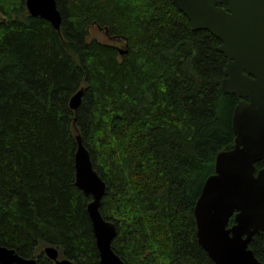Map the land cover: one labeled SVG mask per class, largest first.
Here are the masks:
<instances>
[{"label":"trees","instance_id":"trees-1","mask_svg":"<svg viewBox=\"0 0 264 264\" xmlns=\"http://www.w3.org/2000/svg\"><path fill=\"white\" fill-rule=\"evenodd\" d=\"M26 1L0 0V244L37 264H56L47 245L101 264L92 196L75 180L81 135L126 264H215L194 209L218 153L235 145L240 98L222 88L221 40L194 30L173 0H56L59 30ZM249 247L264 264V232Z\"/></svg>","mask_w":264,"mask_h":264},{"label":"water","instance_id":"water-1","mask_svg":"<svg viewBox=\"0 0 264 264\" xmlns=\"http://www.w3.org/2000/svg\"><path fill=\"white\" fill-rule=\"evenodd\" d=\"M173 2L194 30H208L221 40L219 50L228 58L222 88L240 98L232 123L235 145L218 153L215 172L206 179L195 204L197 238L215 264H258L249 245L255 234L264 232V0H226V7L217 0ZM26 5L31 15L60 29L56 0H27ZM83 92L81 88L72 96L73 110L79 107ZM77 142L75 180L92 196L87 210L100 263L126 264L113 248L117 226L101 212L106 182L94 168L81 135ZM257 162L262 163L259 169ZM233 215L235 223L230 226ZM43 251L56 264H74L62 258L54 245ZM0 264H37V258H25L0 244Z\"/></svg>","mask_w":264,"mask_h":264},{"label":"rangeland","instance_id":"rangeland-1","mask_svg":"<svg viewBox=\"0 0 264 264\" xmlns=\"http://www.w3.org/2000/svg\"><path fill=\"white\" fill-rule=\"evenodd\" d=\"M1 18H2V16H1V14H0V20H1ZM91 36L92 37H97L98 39H100V40H102V41H104V42H113V43H116V41H113L112 39H110V37H108V35L104 32V31H102V30H100L99 28H97V27H94L93 29H92V33H91ZM118 44V43H117ZM120 47L122 48V49H125V44H121L120 45Z\"/></svg>","mask_w":264,"mask_h":264},{"label":"flooded vegetation","instance_id":"flooded-vegetation-1","mask_svg":"<svg viewBox=\"0 0 264 264\" xmlns=\"http://www.w3.org/2000/svg\"><path fill=\"white\" fill-rule=\"evenodd\" d=\"M110 39H112L113 41H116V45H118V46H120L122 43L119 41V39H117V38H111L110 37ZM118 43V44H117Z\"/></svg>","mask_w":264,"mask_h":264}]
</instances>
